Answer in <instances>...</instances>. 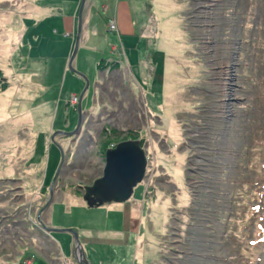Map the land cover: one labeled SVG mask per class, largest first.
<instances>
[{
  "label": "rangeland",
  "instance_id": "1",
  "mask_svg": "<svg viewBox=\"0 0 264 264\" xmlns=\"http://www.w3.org/2000/svg\"><path fill=\"white\" fill-rule=\"evenodd\" d=\"M118 1L74 31L0 0V264H60L53 237L77 258L50 229L92 264H264V0H133L124 31ZM140 140L132 196L86 199Z\"/></svg>",
  "mask_w": 264,
  "mask_h": 264
},
{
  "label": "water",
  "instance_id": "2",
  "mask_svg": "<svg viewBox=\"0 0 264 264\" xmlns=\"http://www.w3.org/2000/svg\"><path fill=\"white\" fill-rule=\"evenodd\" d=\"M86 0H81L79 17L82 20L83 10L85 8ZM80 36H78L75 44V51L70 60L69 69L71 72H75L72 67L73 60L78 52ZM83 95L80 98L79 114L80 123L79 128L74 132L78 134L80 132L82 123V111L81 102ZM62 152V150H61ZM64 165V157L62 152V163L60 170ZM147 158L144 149L137 141H126L117 145L115 149L108 150L106 153V166L104 175L102 178L95 181L93 186H87L85 188V198L96 200L99 203L110 202H124L127 201L133 194L135 187L142 183L146 176ZM60 170L57 174L59 176ZM56 177V178H57ZM53 193V190H52ZM49 232H68L74 235L77 242L76 251L79 264H89L87 261L83 249L78 241V236L72 230H49Z\"/></svg>",
  "mask_w": 264,
  "mask_h": 264
},
{
  "label": "crops",
  "instance_id": "3",
  "mask_svg": "<svg viewBox=\"0 0 264 264\" xmlns=\"http://www.w3.org/2000/svg\"><path fill=\"white\" fill-rule=\"evenodd\" d=\"M44 1H45L44 2L45 5L49 6L48 9L52 8V10L57 13V14H49V15L51 16L55 15L57 19H59L60 17H63L64 22L66 21V23H68L69 25L68 29L73 28L74 31L76 30L77 22L79 19L78 18L79 10H80L79 7H80L81 0H44ZM132 3H133V0H123L121 2L124 12H120L118 10L120 1H118V4L115 8L114 12L117 13V16H116L117 27L118 29L120 27L121 31H124V24H125L126 18L131 17ZM45 7L47 9V6ZM66 7L69 10L68 14L66 11ZM92 17H93V0H86L82 18L83 20L85 19L87 22H90ZM48 234L50 237H53L51 236V232H49ZM53 240L54 242H52L53 244L51 245L53 247L55 246L56 252L58 253V255H55V256H57V258L59 259V263L60 264H76L77 263L76 253L75 251L73 252L72 250V246L70 244L71 241L67 240V241H64V243H60L57 239H54V237H53ZM87 261L89 262V264H92L90 263L92 261H89L88 259ZM35 264H39L37 259H36Z\"/></svg>",
  "mask_w": 264,
  "mask_h": 264
},
{
  "label": "trees",
  "instance_id": "4",
  "mask_svg": "<svg viewBox=\"0 0 264 264\" xmlns=\"http://www.w3.org/2000/svg\"><path fill=\"white\" fill-rule=\"evenodd\" d=\"M122 66V63L120 61H116V60H107V59H102L99 63H98V68L100 71H104L105 69H110V70H118L120 69ZM108 67V68H107ZM1 73V72H0ZM3 83L2 86L4 87L3 90H6V87L8 86V83L6 81L5 78H1L0 79V83ZM140 144L141 146H143L144 144V140H140ZM233 213L229 212V217H232ZM259 261V260H258Z\"/></svg>",
  "mask_w": 264,
  "mask_h": 264
},
{
  "label": "bare ground",
  "instance_id": "5",
  "mask_svg": "<svg viewBox=\"0 0 264 264\" xmlns=\"http://www.w3.org/2000/svg\"><path fill=\"white\" fill-rule=\"evenodd\" d=\"M54 184H55V182H54ZM53 187H54V185H53ZM48 237H49V234H47V235L44 237V239H48ZM32 259H37V258L33 255V256H31V257L29 258L28 262H29L30 260H32Z\"/></svg>",
  "mask_w": 264,
  "mask_h": 264
},
{
  "label": "built area",
  "instance_id": "6",
  "mask_svg": "<svg viewBox=\"0 0 264 264\" xmlns=\"http://www.w3.org/2000/svg\"><path fill=\"white\" fill-rule=\"evenodd\" d=\"M112 28L113 29L115 28V25L114 24L112 25ZM35 262H36V259H32L27 264H35Z\"/></svg>",
  "mask_w": 264,
  "mask_h": 264
},
{
  "label": "flooded vegetation",
  "instance_id": "7",
  "mask_svg": "<svg viewBox=\"0 0 264 264\" xmlns=\"http://www.w3.org/2000/svg\"><path fill=\"white\" fill-rule=\"evenodd\" d=\"M56 182H57V180L55 181V184H56ZM54 184V186L56 187V185ZM84 193H85V191H84Z\"/></svg>",
  "mask_w": 264,
  "mask_h": 264
}]
</instances>
